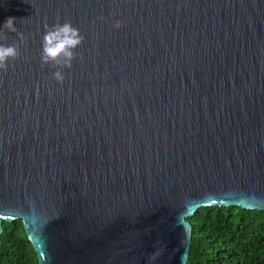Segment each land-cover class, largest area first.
<instances>
[{"label": "water", "instance_id": "95a60500", "mask_svg": "<svg viewBox=\"0 0 264 264\" xmlns=\"http://www.w3.org/2000/svg\"><path fill=\"white\" fill-rule=\"evenodd\" d=\"M0 33V234L38 264H187L199 208L264 211V0H0Z\"/></svg>", "mask_w": 264, "mask_h": 264}, {"label": "trees", "instance_id": "16d2710c", "mask_svg": "<svg viewBox=\"0 0 264 264\" xmlns=\"http://www.w3.org/2000/svg\"><path fill=\"white\" fill-rule=\"evenodd\" d=\"M187 221L191 225L187 264H264V211L201 207ZM0 264H38L20 219L2 222Z\"/></svg>", "mask_w": 264, "mask_h": 264}, {"label": "clouds", "instance_id": "9594fccd", "mask_svg": "<svg viewBox=\"0 0 264 264\" xmlns=\"http://www.w3.org/2000/svg\"><path fill=\"white\" fill-rule=\"evenodd\" d=\"M15 18H8L3 25V29L8 32L17 33L21 42L25 41L22 33H18L15 25ZM115 28L122 27L120 21H116ZM0 37L7 39L4 33ZM84 37L79 29L73 27L70 22L57 23L54 26L45 25V34L42 37V51L40 56L41 65H55L61 69H71L73 61L77 58L76 50L83 44ZM20 51L18 45L8 46L0 44V71L6 72L10 61L19 58ZM53 79L63 85L65 76L62 71H56Z\"/></svg>", "mask_w": 264, "mask_h": 264}]
</instances>
